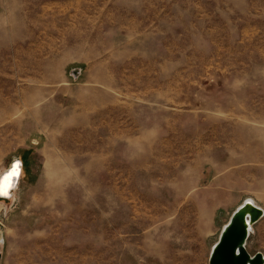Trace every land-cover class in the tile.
I'll list each match as a JSON object with an SVG mask.
<instances>
[{
  "label": "rangeland",
  "instance_id": "374dc122",
  "mask_svg": "<svg viewBox=\"0 0 264 264\" xmlns=\"http://www.w3.org/2000/svg\"><path fill=\"white\" fill-rule=\"evenodd\" d=\"M18 161L0 264H210L264 210V0H0V182Z\"/></svg>",
  "mask_w": 264,
  "mask_h": 264
},
{
  "label": "water",
  "instance_id": "95a60500",
  "mask_svg": "<svg viewBox=\"0 0 264 264\" xmlns=\"http://www.w3.org/2000/svg\"><path fill=\"white\" fill-rule=\"evenodd\" d=\"M73 75L78 77L79 71H74ZM263 217L264 211L257 206L246 205V203L240 206L224 226L218 242L214 245L210 264H264L263 254L258 253L252 256L246 247L252 232L250 228Z\"/></svg>",
  "mask_w": 264,
  "mask_h": 264
},
{
  "label": "bare ground",
  "instance_id": "6f19581e",
  "mask_svg": "<svg viewBox=\"0 0 264 264\" xmlns=\"http://www.w3.org/2000/svg\"><path fill=\"white\" fill-rule=\"evenodd\" d=\"M21 172H22V168H21V162L18 161V163L14 164L10 170L8 172H6L2 177H1V182H0V196H4L5 197H10L11 195V190L14 189L16 187V185L18 184L20 178H21ZM14 173V174H13ZM5 177H10L9 180V187L7 188V195H3V182H4V178ZM8 199V198H7ZM246 203V205H250V206H257L255 204V202L252 199H248L246 200L241 206H243ZM258 207V206H257ZM260 208V207H259ZM263 210V209H262ZM264 211V210H263ZM249 225H251V222L249 221ZM250 229L253 230V227H251ZM2 241V239H0V242ZM2 243V242H1ZM214 247V246H213ZM212 252V251H211Z\"/></svg>",
  "mask_w": 264,
  "mask_h": 264
},
{
  "label": "crops",
  "instance_id": "0c3cea01",
  "mask_svg": "<svg viewBox=\"0 0 264 264\" xmlns=\"http://www.w3.org/2000/svg\"><path fill=\"white\" fill-rule=\"evenodd\" d=\"M90 93H92V95H93V97H94V102L96 103H98V104H101V103H104V101L103 100H100L99 98H101V97H105L106 98V94L105 93H103L102 91H96V90H90L89 91ZM102 107H104V106H102V105H99V106H94L93 108L95 109V110H98V109H101ZM82 123L84 124V125H90L91 123H92V117L91 116H89V115H87V114H84V115H82ZM19 183V182H18ZM18 185V184H17ZM17 185H16V187H17ZM15 187V188H16ZM14 190V189H13ZM12 190V191H13ZM12 191H11V196H12ZM213 203V202H212Z\"/></svg>",
  "mask_w": 264,
  "mask_h": 264
},
{
  "label": "clouds",
  "instance_id": "9594fccd",
  "mask_svg": "<svg viewBox=\"0 0 264 264\" xmlns=\"http://www.w3.org/2000/svg\"><path fill=\"white\" fill-rule=\"evenodd\" d=\"M14 174V173H13ZM9 180H10V177H5L4 178V182H3V186L4 187H7L8 188V186H9Z\"/></svg>",
  "mask_w": 264,
  "mask_h": 264
},
{
  "label": "snow or ice",
  "instance_id": "6c2138e0",
  "mask_svg": "<svg viewBox=\"0 0 264 264\" xmlns=\"http://www.w3.org/2000/svg\"><path fill=\"white\" fill-rule=\"evenodd\" d=\"M9 187V186H8ZM3 195H7L8 194V192H7V187H4V189H3V193H2Z\"/></svg>",
  "mask_w": 264,
  "mask_h": 264
},
{
  "label": "flooded vegetation",
  "instance_id": "af4514ba",
  "mask_svg": "<svg viewBox=\"0 0 264 264\" xmlns=\"http://www.w3.org/2000/svg\"><path fill=\"white\" fill-rule=\"evenodd\" d=\"M2 197V196H1ZM4 198V197H3Z\"/></svg>",
  "mask_w": 264,
  "mask_h": 264
}]
</instances>
